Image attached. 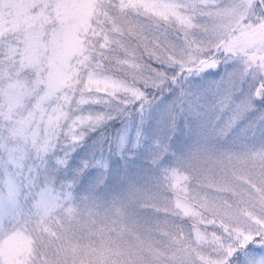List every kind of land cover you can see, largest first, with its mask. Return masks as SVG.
<instances>
[{
    "label": "snow or ice",
    "instance_id": "1",
    "mask_svg": "<svg viewBox=\"0 0 264 264\" xmlns=\"http://www.w3.org/2000/svg\"><path fill=\"white\" fill-rule=\"evenodd\" d=\"M0 264H264V0H0Z\"/></svg>",
    "mask_w": 264,
    "mask_h": 264
},
{
    "label": "rangeland",
    "instance_id": "2",
    "mask_svg": "<svg viewBox=\"0 0 264 264\" xmlns=\"http://www.w3.org/2000/svg\"><path fill=\"white\" fill-rule=\"evenodd\" d=\"M117 124H118V126H120L119 122H117ZM99 151L102 152L105 157H111L112 159L120 160L119 155H116L114 157L111 156V153L108 151L107 144H105L103 141H101V147H100Z\"/></svg>",
    "mask_w": 264,
    "mask_h": 264
},
{
    "label": "trees",
    "instance_id": "3",
    "mask_svg": "<svg viewBox=\"0 0 264 264\" xmlns=\"http://www.w3.org/2000/svg\"><path fill=\"white\" fill-rule=\"evenodd\" d=\"M115 127L119 128L120 126H118V124L116 123ZM95 135V134H94Z\"/></svg>",
    "mask_w": 264,
    "mask_h": 264
}]
</instances>
